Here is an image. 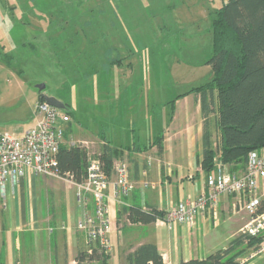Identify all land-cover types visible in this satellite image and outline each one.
<instances>
[{"label": "rangeland", "instance_id": "obj_1", "mask_svg": "<svg viewBox=\"0 0 264 264\" xmlns=\"http://www.w3.org/2000/svg\"><path fill=\"white\" fill-rule=\"evenodd\" d=\"M223 1L0 0V131L21 134L37 121L40 83L70 106L67 145L85 139L74 134L76 128L104 134L121 125L112 124L117 119L143 123L163 96L171 120L168 100L214 77L207 61L213 55L214 12ZM87 141L98 150L95 138ZM64 182L34 178L25 206L34 228L53 209L60 238L63 228L76 230L81 213L76 190ZM14 211L10 192L0 188V227L7 236L3 264H17L18 256L20 264H65V248L59 247L57 258L49 239L35 251L24 247L15 253ZM222 226L217 241L228 228Z\"/></svg>", "mask_w": 264, "mask_h": 264}, {"label": "crops", "instance_id": "obj_2", "mask_svg": "<svg viewBox=\"0 0 264 264\" xmlns=\"http://www.w3.org/2000/svg\"><path fill=\"white\" fill-rule=\"evenodd\" d=\"M141 90H144L143 87ZM163 98L164 96L161 104L158 102L152 107V110L155 109L148 113V119L143 123L130 117V123L127 124L119 119L117 123L112 122V124L121 123V125H114V131L110 128L108 133L104 134H97L93 129L90 131V128L89 131L84 130L85 132L80 128L75 130L74 134L78 132L81 134L79 137L85 138L84 140L95 138L98 151H101L104 144L117 147L121 153L120 157L129 163L130 179L133 183V188L128 194L121 196V201L114 197L113 188L110 187V208L113 220L110 238L113 251L104 263L102 259H96L91 264H115L116 260H119L118 264H127L128 255L138 246L148 242L158 246L165 264H177L182 259L203 258L219 249L227 248L229 243L240 235L241 228L249 220V212L241 207V203L244 204L248 197L245 194H224L219 198L217 212H206L200 215L196 225L181 222H174L171 225L156 222H127V209L130 207L157 208L165 211L185 199H194L208 192L207 174L210 171H205L202 166L205 119L202 115L200 97L191 93L172 98V100L176 98V101L171 120L166 115ZM112 119L108 117L109 124ZM147 124L151 125L150 129L147 127L142 130ZM136 125H141L139 130L135 129ZM71 130L70 120V123L66 125V131ZM214 131L217 132L216 127ZM160 136H163L161 146L156 142ZM228 166L236 174H241L246 169V164L243 166L229 164ZM37 177L45 179L49 185L59 180L68 182V187L74 188L77 193L75 185L67 180L35 175L32 172L21 177L15 185L8 180L6 192L7 190L10 192L15 204V211L12 214V219L16 222L14 236L12 235L15 253L22 251L24 247L35 251L39 241L45 245L49 239L51 253H55L58 258L59 247L63 246L65 264H79L77 256L80 251L87 249V239L78 226L73 232H66V228H63V236L60 238L55 226L57 216L50 208L49 215L41 220L43 225L39 226L36 222V228L33 227L32 210L28 212L25 206L26 203L28 207L30 204V182ZM258 191L264 198V178L260 180ZM7 208L8 203L3 210ZM80 208L81 219L84 214L81 204ZM225 223L228 224V228L222 233L223 241H217L218 231L223 228L222 225H226ZM6 240L4 228L0 227L1 262V253L5 249ZM251 247L249 239L244 240L236 249L242 251L239 258L246 255ZM16 261L20 264L19 256ZM250 264H264V254L253 259Z\"/></svg>", "mask_w": 264, "mask_h": 264}, {"label": "trees", "instance_id": "obj_3", "mask_svg": "<svg viewBox=\"0 0 264 264\" xmlns=\"http://www.w3.org/2000/svg\"><path fill=\"white\" fill-rule=\"evenodd\" d=\"M207 64L212 67L213 79L176 98L191 93L200 97L205 119L204 170L211 171L217 162L243 166L252 150L264 147V0L222 2L214 12L213 55ZM44 91L46 89L41 91L39 100L43 99ZM176 98L169 102L173 113ZM65 103L67 107L63 111L71 116L70 106ZM214 127L219 131L218 138ZM162 140L163 136H160L156 142L161 146ZM120 155L117 147L103 145L101 157L108 171L115 159H122ZM58 169L81 181L87 172V150L64 143L58 153ZM127 212L132 222L151 223L158 216L164 217L166 210L130 207ZM247 238L251 245L258 241L240 234L225 249L203 258L182 259L177 264H243L238 259L242 251L236 249ZM108 256L97 252L89 254L86 249L78 253L77 260L79 264H91L96 259H102L104 263ZM127 264H165V261L158 246L148 242L128 255Z\"/></svg>", "mask_w": 264, "mask_h": 264}, {"label": "built area", "instance_id": "obj_4", "mask_svg": "<svg viewBox=\"0 0 264 264\" xmlns=\"http://www.w3.org/2000/svg\"><path fill=\"white\" fill-rule=\"evenodd\" d=\"M44 92L48 94L47 91ZM36 114L37 121L22 134L0 131L2 194L6 190L8 180L15 185L21 177L30 172L69 181L75 185L78 201L84 208L78 229L87 239V252L109 255L113 251L110 238L113 220L109 189L113 188L114 197L119 201L122 195L130 192L133 183L130 179L129 163L124 159H115L111 170L108 171L101 151L95 150L87 140L74 139L70 145H79L87 150L86 175L81 181H77L70 173L62 174L58 169V153L66 142V125L71 116L63 109L50 105L44 97L36 103ZM262 178L264 147L250 152L246 169L241 174L234 173L228 164L217 162L216 167L207 174V193H202L194 199H185L168 208L165 216H158L155 222L196 225L200 215L217 212L221 195L245 194L248 200L244 204L241 203V207L249 212V220L241 228L240 234L258 241L252 244L251 250L239 258V261L250 264L253 259L264 254V198L258 191ZM127 222L132 221L127 218Z\"/></svg>", "mask_w": 264, "mask_h": 264}, {"label": "water", "instance_id": "obj_5", "mask_svg": "<svg viewBox=\"0 0 264 264\" xmlns=\"http://www.w3.org/2000/svg\"><path fill=\"white\" fill-rule=\"evenodd\" d=\"M46 84L45 83H40L38 85V88L41 91L46 89ZM42 96L46 99V101L50 104L53 105L55 107H58L60 109H65L67 107L66 103L64 101H62L61 99H59L58 97L54 96V95H48L45 92H42Z\"/></svg>", "mask_w": 264, "mask_h": 264}]
</instances>
